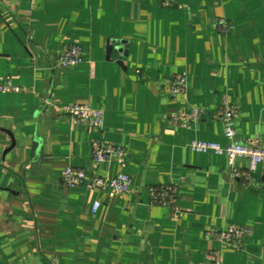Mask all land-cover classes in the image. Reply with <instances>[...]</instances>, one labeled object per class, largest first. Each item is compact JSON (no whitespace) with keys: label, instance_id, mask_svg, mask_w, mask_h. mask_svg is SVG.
I'll list each match as a JSON object with an SVG mask.
<instances>
[{"label":"crops","instance_id":"1","mask_svg":"<svg viewBox=\"0 0 264 264\" xmlns=\"http://www.w3.org/2000/svg\"><path fill=\"white\" fill-rule=\"evenodd\" d=\"M72 45L86 60L60 66ZM6 83L20 91H0V264H264V162L237 157L234 176L226 154L189 146H228L213 112L230 105L235 140L264 149V0H0ZM75 103L103 110V130L63 111ZM194 108L206 113L175 122ZM98 138L123 156L95 165ZM69 165L127 173L132 189L70 188ZM162 185L174 204L153 202ZM232 225L246 230L236 244L208 235Z\"/></svg>","mask_w":264,"mask_h":264},{"label":"built area","instance_id":"2","mask_svg":"<svg viewBox=\"0 0 264 264\" xmlns=\"http://www.w3.org/2000/svg\"><path fill=\"white\" fill-rule=\"evenodd\" d=\"M174 0H165L166 4ZM217 27L226 31L229 28V22L225 19H219L216 22ZM86 60L83 48L78 45L68 47L60 56L58 64L62 67L76 66ZM187 78L185 75L177 74L172 77L171 92L174 95L180 94L186 89ZM0 91L18 92L20 87L13 86L10 83L0 85ZM69 114L78 123H85L92 128L102 131L104 126L103 110L92 108L84 104H69L63 110ZM206 113L202 108H194L190 112L180 113L174 117L176 123L188 122L200 119ZM239 110L230 105L219 106L214 112L215 119L223 122L224 134L230 140V144L222 147L219 144L209 143L202 140H194L189 146L195 151L207 152L214 151L218 154H226L232 168L234 176H240L241 172L234 166V160L237 157H246L250 160V170L255 171L260 163L264 162V149L259 147L256 142L240 143L235 140L236 137V118ZM124 154V148L116 145L105 138L95 139L92 145V160L95 165L106 162L115 158H120ZM63 180L66 186L73 188L83 182H87L89 187L94 190L112 189L119 193H126L132 189V178L124 172H120L114 177L105 175H88L87 172L72 165H69L63 171ZM149 191L152 195L153 202L161 204H174L177 199V191L174 186L162 185L151 186ZM101 205L97 201L94 206L96 211ZM246 230L239 225H232L227 230L209 231V237L229 244H236L245 236ZM214 261L220 259L217 252H212L208 256Z\"/></svg>","mask_w":264,"mask_h":264},{"label":"water","instance_id":"3","mask_svg":"<svg viewBox=\"0 0 264 264\" xmlns=\"http://www.w3.org/2000/svg\"><path fill=\"white\" fill-rule=\"evenodd\" d=\"M115 42H120V44L117 46V49L120 50V51H123L125 53V55L127 56V53H128V50L127 49H124V44L126 43L125 40H114ZM121 65H123V62H119ZM13 144H14V141H13ZM42 163V158L40 157V150H38L37 152V156H36V159H35V164H41ZM34 164V165H35Z\"/></svg>","mask_w":264,"mask_h":264}]
</instances>
